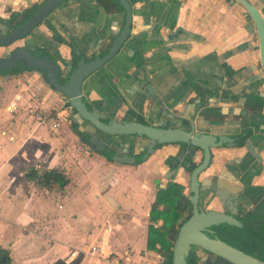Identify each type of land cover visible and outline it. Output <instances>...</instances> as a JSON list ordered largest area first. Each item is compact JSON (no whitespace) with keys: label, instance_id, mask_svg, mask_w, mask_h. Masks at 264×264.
<instances>
[{"label":"crops","instance_id":"1","mask_svg":"<svg viewBox=\"0 0 264 264\" xmlns=\"http://www.w3.org/2000/svg\"><path fill=\"white\" fill-rule=\"evenodd\" d=\"M43 1L0 0V28L5 30L0 33H8L12 13ZM128 1L132 7L128 39L83 82L86 105L119 122L141 119L160 128L182 129L193 123L201 132L236 134L244 125L235 117V108L253 95L264 102L252 21L226 0ZM249 1L264 18V0ZM124 17L122 12L107 13L97 0H65L13 49L1 48L0 55L7 57L19 47L32 53L45 50L66 81L74 69L73 48L87 57L105 55ZM72 113L42 73L0 75V249L8 252L10 264H109L111 258L121 264H166L161 255L147 249L151 208L158 193L163 194L159 213L171 203L169 184L182 186V195L189 197L188 169L199 164L201 152L165 144L143 161L139 150L146 146L145 139L96 132L107 145L99 153L73 130ZM42 115L48 117L42 121ZM261 115L251 121H262L264 105ZM52 119H58V129L51 128ZM80 124L93 132L89 124ZM260 138L257 135L252 142L261 158L258 173L246 148L226 147L212 150L211 164L200 177L240 182L241 214L256 199L245 188L248 170L254 173L248 185L264 187ZM116 154L136 161L141 157L143 162L117 164L112 161ZM29 169L61 170L67 184L60 189L27 181ZM200 205L222 211L219 200L208 193ZM163 223L157 217L152 224L159 229ZM92 247L98 252L92 253ZM197 256L205 262V257Z\"/></svg>","mask_w":264,"mask_h":264},{"label":"water","instance_id":"2","mask_svg":"<svg viewBox=\"0 0 264 264\" xmlns=\"http://www.w3.org/2000/svg\"><path fill=\"white\" fill-rule=\"evenodd\" d=\"M65 0H45L38 5L31 17L16 29L9 30L8 33H0V49L7 48L15 42L26 38L36 27H38L61 3ZM125 12L124 24L122 29L112 40L106 54L101 56L100 52L92 57H87L80 53L77 48H73V53L79 58L76 67L70 73L68 79L61 83L60 69L57 63L45 56L37 57L26 48L19 47L12 51L7 57H0V75L16 68L18 65H24L31 71L44 73L47 83L56 92L62 94L73 111L70 118L72 128L76 126L77 133L88 136L89 147L96 152L107 150L106 143L99 138L96 132L108 137L136 136L144 138L147 141L146 146L139 150L143 153L142 160L145 161L151 155L157 145L162 144H190L202 152L201 163L192 171L188 186V201L191 207L190 215L186 217L178 230L176 240L172 248V259L170 264H187L186 259L190 255L192 248H198L201 251L212 256L220 258L228 264H264L253 256L233 248L221 241L211 230L213 227L227 225L230 227L241 228V223L235 218L237 216L236 196L239 186L230 184V188L225 181L209 178L200 180L199 176L209 166L211 159V149L218 148L226 144L227 147H233V141L226 137L216 138L211 134H202L195 130L194 125L187 131L181 128H160L149 123L119 122L108 119L93 109H88L82 95V85L85 79L96 70L108 63L120 50L126 41L132 21V9L128 0H117ZM239 3L252 18L257 37L259 40L260 60L264 75V20L259 10L250 4L247 0H235ZM235 113L246 116V113H240L236 109ZM251 116V114H249ZM87 123L93 128V132L86 130L80 123ZM74 130V129H73ZM75 131V130H74ZM247 148L252 155L257 154L251 145ZM112 161L117 164L136 165L134 157L128 158L126 155L116 154ZM227 187L224 189V187ZM211 192L219 199L224 212L213 210H204L201 208V194ZM198 257V256H197ZM167 264V263H166Z\"/></svg>","mask_w":264,"mask_h":264},{"label":"trees","instance_id":"3","mask_svg":"<svg viewBox=\"0 0 264 264\" xmlns=\"http://www.w3.org/2000/svg\"><path fill=\"white\" fill-rule=\"evenodd\" d=\"M97 3L104 8V10L111 14L117 12H123L122 7L120 6L117 0H97ZM34 9L32 10H24L21 13H12L10 15V26L12 29H16L21 26L26 20H28ZM33 55L40 57L45 56L54 61L49 52L45 50H36L33 52ZM73 64L76 67V63L78 62V57L73 55ZM24 71H31L26 68L24 65H18L16 68L9 70L4 73V75H17ZM43 77L46 80V75L42 73ZM60 82L64 83L60 77ZM251 99H256L257 101H262L260 98L251 97ZM250 100V97H249ZM262 103V102H261ZM258 103V104H261ZM139 122L143 123L141 119ZM76 131V126L73 127ZM251 131L245 130L241 134L237 136V147L245 146L246 139L250 136ZM79 135L81 141L88 144V136L85 134ZM161 145H158L155 149L159 148ZM107 159L111 160V155L106 156ZM143 161L141 157L136 161V164H141ZM195 168V165H191L189 167V171H192ZM25 179L27 181H33L37 184H53L60 189H63L67 180L62 173L61 170L52 169V170H42L37 172L34 169H29L25 173ZM167 196L171 199V203L167 202L164 205L163 210L159 213L157 211L158 206L161 204V197L163 194L158 193L156 197V201L151 208L150 214V224L148 228V242L147 249L151 251L157 252L161 255L167 262V264L171 263L172 259V248L174 242L176 240L178 230L181 227L182 223H177L180 217L184 215V213H190V204L187 197L182 195L184 188L178 184H169L167 186ZM157 217H161L163 220V226L159 229H154L153 222ZM242 223L241 228L230 227L227 225H220L219 227L214 228L216 231L217 237L225 242L226 244L236 248L247 255L256 257L257 259L264 261V219L258 217L256 214L247 213L242 218L239 219ZM156 245H159V248H156ZM224 264H228L223 261ZM187 264H199V258L195 254L194 251L190 252V255L186 259ZM0 264H10V258L8 256V252L0 249Z\"/></svg>","mask_w":264,"mask_h":264},{"label":"flooded vegetation","instance_id":"4","mask_svg":"<svg viewBox=\"0 0 264 264\" xmlns=\"http://www.w3.org/2000/svg\"><path fill=\"white\" fill-rule=\"evenodd\" d=\"M45 1V0H44ZM43 1V2H44ZM227 2H230L231 4H233V5H236V6H239L240 8H241V10L243 11V13L245 14V16L246 17H248L251 21H252V23H253V25H254V22H253V20H252V18L250 17V15L247 13V11L239 4V3H237L235 0H226ZM250 4H252L249 0H247ZM129 2V1H128ZM42 3V2H41ZM40 3V4H41ZM39 4V5H40ZM130 4V3H129ZM131 5V4H130ZM253 5V4H252ZM38 5H36V6H34L32 9H34V11H35V9H36V7H37ZM121 6V5H120ZM253 6H255V5H253ZM256 8H257V6H255ZM32 9H30V10H32ZM123 9V8H122ZM131 9H132V7H131ZM258 9V8H257ZM259 10V9H258ZM259 12H260V10H259ZM17 13H21V12H17ZM124 15H125V12H124V10H123V12H122ZM260 14H261V12H260ZM262 15V14H261ZM263 17V16H262ZM124 19H125V17H124ZM263 20H264V18H263ZM123 24H124V22H123ZM131 24H132V21H131ZM131 28V27H130ZM121 29H122V27H121ZM120 29V30H121ZM254 29H255V25H254ZM9 30H12V27L10 26V21H9V25H8V32H9ZM130 32V31H129ZM255 33H256V29H255ZM118 34V33H117ZM128 36H129V34H128ZM256 36H257V33H256ZM114 39V38H113ZM112 39V40H113ZM127 39H128V37H127ZM127 39H126V41H127ZM257 39H258V37H257ZM125 41V42H126ZM124 42V43H125ZM258 45H259V40H258ZM17 49V48H16ZM15 50V49H14ZM13 50V51H14ZM12 53V52H11ZM259 53H260V48H259ZM83 55H85V54H83ZM86 56V55H85ZM101 56H103V55H101ZM77 57V56H76ZM94 59V57H92L91 58V60H93ZM78 60H79V58H78ZM260 67H261V72H262V75H263V69H262V66H261V60H260ZM1 75H4V73H2ZM263 77H264V75H263ZM59 80H60V78H59ZM46 81H47V79H46ZM251 97H256V96H250V100H249V97H248V100L244 103H241V104H239L240 106H238V107H236L235 108V110L236 109H238L239 111H240V113H246V116H242L241 114H239V113H235L234 112V114L236 115L235 117L238 119V120H241L242 121V124L244 125L243 127H241V129L239 130V131H237V133L236 134H234V135H232V136H228V135H213V134H211V135H213V136H215L216 138H218V137H220V136H226V137H228V138H230L232 141H233V144H234V146L233 147H228V148H232V149H234V148H246L247 149V151H246V153H247V157H248V159H251V162H252V164H254V167H256V168H254L256 171L254 172V173H258V171L261 169V158H260V156H259V153L256 151V148L254 147V145L252 144V142H254L255 143V139H257V135H261L262 136V138H260V141H261V143L262 144H264V117L262 118V121L260 122V123H257V122H253V121H251V119H254L255 117H262V115H261V111H262V108H263V105H264V102L263 101H257L256 99H251ZM256 98H258V96L256 97ZM261 99V98H260ZM262 100V99H261ZM258 103H261V104H258ZM88 107V106H87ZM88 109L90 110L91 108H89L88 107ZM73 112V111H72ZM249 114H251V116H249ZM72 115H73V113H72ZM72 115H71V117H72ZM70 117V118H71ZM107 118V117H106ZM113 120H116V119H113ZM107 121H108V118H107ZM117 121V120H116ZM137 122V121H136ZM139 123H141V122H139ZM142 124H145V123H142ZM246 124V125H245ZM191 125H194L193 123H190L189 124V127L188 128H186L185 130H187V131H189L190 130V126ZM194 127H195V130L196 131H199L200 133H202V134H210V133H205V132H201L195 125H194ZM182 129V128H181ZM245 130H250L251 131V134H250V136L246 139V142H245V146H243V147H237L236 146V144H237V136L239 135V134H241L243 131H245ZM144 139V138H143ZM175 144H180V143H175ZM162 145H165V144H162ZM168 145V144H167ZM180 145H182V146H190V147H192L190 144H180ZM226 144H223V146H221V147H218V148H226L227 146H225ZM247 145H251L252 147H253V149L255 150V152H256V154H257V157H255L254 155H252L251 154V152L249 151V149L247 148ZM158 146V145H157ZM156 146V147H157ZM260 146V145H259ZM258 146V147H259ZM192 148H194V149H196V150H198V151H200L198 148H195V147H192ZM214 149H217V148H214ZM214 149H211L210 150V152H211V159H210V163H209V166H210V164H211V160H212V150H214ZM155 150V149H154ZM201 152V151H200ZM150 156V155H149ZM201 161H202V152H201V160H200V162H199V164L201 163ZM199 164H197V165H195V164H192V165H195V168L199 165ZM208 166V167H209ZM208 167H207V169H208ZM194 168V169H195ZM193 169V170H194ZM206 169V170H207ZM192 170V171H193ZM205 170V171H206ZM258 170V171H257ZM192 171H189L188 170V172H189V177H190V175H191V173H192ZM253 172V170L252 171H250V170H248V172H247V175H246V180H245V184H246V186H245V188H246V190L247 191H250L251 193H253V194H255L256 195V199H255V202L252 204V206L250 207V209H248L244 214H241L240 213V211H239V208L241 207L240 206V201H241V196H242V193L244 192V188L241 186V183L240 182H228V181H226V180H224V179H221V178H209V179H211V180H216V179H219V180H222V181H225L227 184H228V186L230 187V188H232V189H234L233 187H231L230 186V184L231 185H233V186H239L240 188H238V189H236V191H239L238 193H237V196H236V200H237V216L235 217L240 223H241V221L239 220L240 218H242L244 215H246L247 213H253V214H256L258 217H260V218H263L264 219V187H252V186H250V185H248L249 183H250V180H248V178L249 177H252L253 175H254V173H252ZM202 174V173H201ZM200 177H201V175L199 176V179H200ZM206 179V178H205ZM200 180H203V179H200ZM235 184V185H234ZM189 186V185H188ZM224 189L225 190H227L225 187H224ZM227 192L229 193V191L227 190ZM204 193H208V195L209 194H211V196H213V197H215L211 192H203L202 194H201V198H202V195L204 194ZM190 194V193H189ZM191 195V194H190ZM189 195V196H190ZM216 198V197H215ZM219 200V199H218ZM220 202V201H219ZM221 204V203H220ZM221 208H222V211H218V212H224L223 211V207L221 206ZM214 211V210H213ZM190 215V214H189ZM241 225H242V223H241ZM219 227V226H218ZM214 228H216V227H213V228H211V230L214 232V235L215 236H217V234H216V231L214 230ZM191 251H194L195 252V254L197 255L199 252H201V253H205V252H203V251H201L200 249H198V248H192L191 249ZM206 254V257H205V262L203 263L202 261H201V259H199V264H224V260H222V259H220V258H217V257H215V256H212V255H210V254H208V253H205ZM256 258V257H255Z\"/></svg>","mask_w":264,"mask_h":264},{"label":"built area","instance_id":"5","mask_svg":"<svg viewBox=\"0 0 264 264\" xmlns=\"http://www.w3.org/2000/svg\"><path fill=\"white\" fill-rule=\"evenodd\" d=\"M33 113H34V112H33ZM46 117H48V116H46V115H42V116L39 117V119L43 121ZM59 126H60V125H59V121H58V119H52L51 128H52V129H58ZM91 252H92V253H94V252H98V249L92 247V248H91ZM108 262H109V264H121L120 261H119L117 258H111V259H109Z\"/></svg>","mask_w":264,"mask_h":264},{"label":"rangeland","instance_id":"6","mask_svg":"<svg viewBox=\"0 0 264 264\" xmlns=\"http://www.w3.org/2000/svg\"><path fill=\"white\" fill-rule=\"evenodd\" d=\"M0 31H5V30H3L2 28H0ZM11 47H12V48H10V49H13L14 46L12 45ZM9 51H10V50H9ZM6 55H7L6 53H2L0 56H3V57H4V56H6ZM259 149H260V152L263 151V150H264V145H262V146L260 145V146H259ZM199 255H200L201 257H206V254H205V255L203 254V255H204V256H203V255H201V252H199ZM200 259H202V258H200ZM204 261H206L205 258H204Z\"/></svg>","mask_w":264,"mask_h":264}]
</instances>
